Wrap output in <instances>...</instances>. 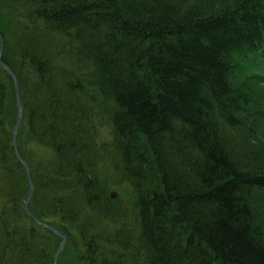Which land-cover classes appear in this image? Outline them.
<instances>
[{"label":"trees","instance_id":"16d2710c","mask_svg":"<svg viewBox=\"0 0 264 264\" xmlns=\"http://www.w3.org/2000/svg\"><path fill=\"white\" fill-rule=\"evenodd\" d=\"M239 1L24 0L12 29L0 21L36 136L20 150L30 211L66 233L70 264H264V110L253 90L244 107L224 58L241 56L237 80L257 89L264 0ZM14 95L0 65V264H54L62 238L24 206ZM108 179L130 188V208Z\"/></svg>","mask_w":264,"mask_h":264},{"label":"rangeland","instance_id":"374dc122","mask_svg":"<svg viewBox=\"0 0 264 264\" xmlns=\"http://www.w3.org/2000/svg\"><path fill=\"white\" fill-rule=\"evenodd\" d=\"M184 2H185L186 7L195 6L201 2L200 7L206 8V9L213 8L212 5L214 4V6L217 5V7H214V8L220 9V10H233V8H238V6L240 5L239 0H184ZM23 3H24V0H3L2 2H0V5H1L0 6V21H2L4 24L9 25V26H10V22H13V21L16 22L17 21L16 20L17 14L14 13L12 11V9L16 8L19 11H21L22 9H25V6L23 5ZM4 4L7 7L1 12L2 8L4 7ZM209 5H211V6L208 7ZM18 21H19V19H18ZM9 28L12 29V25ZM260 28H261L260 30H263L264 26H260ZM1 35H2V33H1ZM10 35H11V33L8 34V36H10ZM2 37L4 39L3 35H2ZM260 38H261V35L258 37L257 40H256L255 36H252L251 40L254 42V45H257V43H260L263 41V40H260ZM4 47H5V39H4ZM263 98H264V96H263ZM7 103H8L7 113H9L8 117L11 118L13 121L15 118L14 117L15 113L17 114L15 95L10 100H8ZM23 117H24L23 121L19 127L20 131H19V135H18V139H19L18 144L20 147L19 150H21V152L24 154V153H29L28 149L31 148L35 144L34 140H36L35 139L36 136H31L29 128H27V120H26L25 110H24ZM100 122L101 121H96L95 125H96L99 147H101L103 149L106 146H108L109 144H112V141H110L111 135L109 133V127L106 124H103ZM106 149L108 151L111 148L108 147ZM108 180H109V185H110L109 193L113 196V199L116 202L123 203L124 207L130 208V206H131V204H130L131 203V201H130L131 200L130 188L124 184L121 185L119 183L118 184L115 183L116 185H114V182H112L110 179H108ZM28 183H29V185H31V183L29 182V179H28ZM34 193H35V190L33 191V194ZM34 195H33V197H34ZM33 197L31 199V201L29 202L30 205H31L32 201L34 200ZM27 214H28V212H27ZM75 230H76V228H75ZM75 230H74V232H75ZM67 244H68V242L65 244V247L63 248L62 252L60 253V255L63 254L61 256V259L59 258L60 260H62V264H70L68 262V260H69L68 258L72 257L73 251L75 250V248H69L70 245L68 247ZM55 253H56V251H55ZM54 259H55V257H54ZM74 263L80 264V262H77V260ZM54 264H56V260H54Z\"/></svg>","mask_w":264,"mask_h":264},{"label":"water","instance_id":"95a60500","mask_svg":"<svg viewBox=\"0 0 264 264\" xmlns=\"http://www.w3.org/2000/svg\"><path fill=\"white\" fill-rule=\"evenodd\" d=\"M2 0H0L1 2ZM0 40H1V47H0V55L3 51V48H4V39L0 33ZM0 64H2L6 69L7 71L10 73V75L12 77H14V84H15V91H16V95H17V106H18V114H17V121H16V124L14 126V131H13V137H12V140H13V147H14V151L16 152V155L18 157V159L22 162H24L22 160V157L21 155L19 154V150H18V142H17V131L19 129V126L21 125L22 121H23V114H24V108L22 106V103L20 101V87H19V83H18V79L15 75V72L12 71V69L5 64V62L2 61V57H0ZM26 167V171L28 172V178H29V182L31 183V186H30V191H29V196L26 200V202L24 203V206H25V209L26 211L29 212V202L31 201L32 197H33V191H34V183L32 182V172H30V168L29 166L25 165ZM40 225L42 223H39ZM46 227L50 230V231H55L58 235H60L63 239L62 243L58 246L57 248V251H56V255H55V260H56V264H57V259L62 251V248L64 247L65 243H66V234L63 233V232H60V231H56L54 228L50 227L49 225H46Z\"/></svg>","mask_w":264,"mask_h":264},{"label":"bare ground","instance_id":"6f19581e","mask_svg":"<svg viewBox=\"0 0 264 264\" xmlns=\"http://www.w3.org/2000/svg\"><path fill=\"white\" fill-rule=\"evenodd\" d=\"M262 12H263V10H257L256 13H253V15L254 14L261 15ZM167 35L169 37L171 36V34H168V33H167ZM0 47H1V40H0ZM4 49H5V47L3 48V51H4ZM10 54H12V52H10V51H8V52H5V51L2 52L1 55H0V57H2V61L5 62L4 61V57H7L8 56L7 61L12 62L11 59H10ZM240 57L241 56H236V57H234V60H233L232 59L233 58V53L231 51H228V50L226 51V54L224 55L225 62L227 63V68H228L227 69V73H229L230 75L232 74V77H233L232 85H234V87H235L236 91H238L239 95H241L243 97V100H244L243 105H244L245 108H247L246 106H247L248 103H250V99H254L255 98V96L253 95V93H252L251 90H253V92L255 93V92H257V89H255L253 86L250 87L249 85H248V87H245L246 89H244L239 84V82L237 80V75L238 74H237V69H236V61ZM7 61L5 62V64L10 66L11 63H9ZM252 107H256V105H253ZM258 107H259V105H258ZM258 109H259L258 111H260L261 110V107H259ZM258 126H260V127H257V129H258L259 132H261V129L264 130V118L260 119V122H259ZM251 131H253V130L251 129ZM259 135H260L259 133H256V138L257 139H258V136Z\"/></svg>","mask_w":264,"mask_h":264}]
</instances>
